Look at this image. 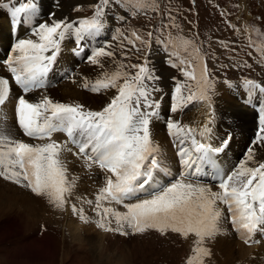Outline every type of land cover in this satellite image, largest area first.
Segmentation results:
<instances>
[{
  "label": "snow or ice",
  "instance_id": "obj_1",
  "mask_svg": "<svg viewBox=\"0 0 264 264\" xmlns=\"http://www.w3.org/2000/svg\"><path fill=\"white\" fill-rule=\"evenodd\" d=\"M90 7L92 15L77 19H57L55 13H47L50 20L37 22L29 29L31 36L18 38L10 45V51L0 57L11 74V82L0 76V109L9 102L15 85L20 90L14 105L18 127L27 137L48 141L27 143L14 138L0 124V177L29 189L55 209L63 211L70 206L80 220L89 222L84 208L70 202L77 178L69 176L62 159L66 145L52 139L54 133L63 132L76 145L75 154L83 158L84 166L89 170L97 168L104 174L94 200H84L87 205H94L98 228L123 236L149 231L162 236L175 233L184 239L194 235L192 254L186 264H206V259L212 255L206 241L220 232L223 213L217 207L219 203L227 208L234 231L249 244L252 235L264 228V160L257 161L253 148L249 147L231 171L225 172L217 166L215 157L226 151L232 137L226 133L213 146L215 85L194 40L173 39L171 35L166 42L155 38L168 54L166 63L184 77V81L172 78L175 85L167 111H183L193 102H205L212 109L209 119L199 128L166 117L167 134L181 165L179 177L167 184L157 179L166 172L168 163L152 133V125L161 114V100L154 99L153 93L163 89L157 87L161 77L150 66V52L142 63L128 65L116 60L117 52L112 43L93 47L91 54L85 52L88 62L98 66L101 72L91 82L84 77L82 87L92 93L115 89V94L99 110L86 108L81 103L55 101L47 95L36 101L26 98L29 93L47 86L46 78L67 39L74 37L77 45L74 51H84L82 45L105 31L114 7L127 8L134 17L154 5L149 0H97ZM0 8L9 10L13 23L23 24L36 17L42 5L39 0H27L18 6L15 0L7 3L0 0ZM82 10L81 6L74 9ZM116 18L117 14H113L112 19ZM118 19L123 21L125 17L119 15ZM167 27H176L174 20ZM230 27L236 28L231 24ZM115 31L112 39H119L120 49L126 42L137 52L141 50L138 45L150 50L153 31L146 33L147 39L136 29H130L127 34L119 28ZM259 50L264 52V48ZM181 51L188 55L181 56ZM120 55L126 57L127 53L121 51ZM105 57L113 60L114 71L105 70L101 59ZM126 67L135 69V73L125 71ZM243 85L249 97L257 90L264 93V86L256 81L244 80ZM185 88L189 90L187 95ZM2 119L7 120L6 114ZM257 141L264 143V104L260 129L253 144ZM205 165L214 169L212 180L216 182L217 191L199 180ZM140 194L146 198H141ZM130 200L135 202H126ZM113 203L122 204L126 210L116 211L111 207Z\"/></svg>",
  "mask_w": 264,
  "mask_h": 264
},
{
  "label": "rangeland",
  "instance_id": "obj_2",
  "mask_svg": "<svg viewBox=\"0 0 264 264\" xmlns=\"http://www.w3.org/2000/svg\"><path fill=\"white\" fill-rule=\"evenodd\" d=\"M171 1L173 0H149L151 4H156V7L158 8L159 22L161 20L162 14L166 13L172 5ZM220 1H223L225 4H221ZM96 2L97 0H85L84 4H82L83 6L80 5L83 8L82 11L72 12L74 14L80 13L79 15L83 17H85V15L90 16L93 13V9L90 7V5ZM194 2L196 6L192 0H176V5H188L189 7L184 8L183 10L190 16L196 14L197 8L200 9L199 16L201 19L200 21L202 22L201 25L205 27L206 39L210 38L211 36H216V33L218 32L230 38L235 36L234 31H231L225 24L224 18L220 15V10L222 13L225 12L224 14L228 13L229 18L226 20L227 23L234 21L235 23H238V25L242 24L247 26L248 24L253 23L256 25H262L264 27V0H194ZM60 4L61 2L58 3L57 6L59 7ZM218 4H220V6L224 5L225 7L217 6ZM176 12L177 14L184 13L182 10ZM152 16L153 20L156 19L155 9H153ZM109 19L114 24L115 20L113 21L110 17ZM113 24L110 23V26H113ZM185 25L189 29L185 38L190 39L192 35V25L190 23H185ZM110 29H113V35H116L115 29L112 27ZM184 29L185 26L183 30ZM248 29L249 26L245 31H243V33L244 37L249 39L254 34H252ZM149 31H153L154 34H158L159 29L157 24L154 25V27H151ZM109 35L110 32L108 33V36ZM112 43H116L118 45L116 40H113ZM118 48L119 47H117L116 50L117 56H119ZM121 51L127 53L126 57L123 55L118 57L121 58L119 61L125 65L139 60V57L135 55V53L127 44H125L123 49H120V52ZM223 55L226 56V53ZM253 64L255 66L254 68L250 67L248 69H237L234 71V75L237 77L239 74H243L248 78H258L261 80L264 79V62L260 61ZM235 68L236 66L233 69ZM124 70L128 72L131 71V74L135 73V69L126 67ZM162 71L169 73L171 69L162 66ZM165 76L166 78L159 83L170 84L169 76ZM196 106V108L187 109L183 113L182 120H188L190 115L194 114V112L200 108V105L197 104ZM178 117L179 114L176 115L177 120ZM158 120L160 119H157L156 121ZM220 130H222L221 127ZM237 143L238 142L235 141L233 145ZM243 146H245V144H243ZM69 151L70 150H66L63 153L67 152L66 154L68 156L74 154L73 151H71V154ZM75 157L76 159L74 160V163L78 164L82 162L81 158L76 154ZM77 158H79V160H77ZM173 162L174 161H170L168 167H170ZM82 171V175L84 174L90 178L89 173L91 170L83 169ZM92 171L97 174V181H91V184L89 183V185V179L87 177V189L82 187L75 188V190H79L78 202L80 201L81 204L83 203V198L86 197L85 199H88L87 195L95 192L100 186H102L103 173L97 168H93ZM90 187L92 189H90ZM22 196L23 195L17 198L16 206L18 207V211H27L29 215H26V217L19 215V213L15 215H0V264H183L185 256L191 248L190 245H193V242L196 239L194 235L190 236L188 239H180L178 241L185 242L181 245L170 239L172 234H168L166 237H163L155 233L149 234L151 231L145 233L144 238L142 237L135 239L134 237H128L127 239L123 235L114 234L113 232L104 235V230L95 226L92 229H88L89 232L86 236H84L85 238L83 241H78L74 240L70 233V230L66 224L67 219L65 217L66 215L64 210L54 211L59 213L60 216L57 217L55 215L56 213H53V211H48L49 209H52L51 207L53 206L49 205V203L43 198L37 197L35 194H33L32 196H29L27 203H23L24 199ZM218 206L220 207L221 204L218 203L217 207ZM77 207L79 206L77 205ZM44 210H46V213ZM117 211L123 212L122 207H120ZM40 213L42 215L41 219H39ZM61 214L64 216L62 217ZM85 214L89 217V222L95 223L96 225V222L92 221L93 212H85ZM43 221H45L47 224L48 230H46L42 235L39 234V226L40 222ZM221 221L223 224H226L224 216H222ZM225 231H232L235 233L231 224H227ZM84 233L86 234V232ZM84 233L82 232L83 235H85ZM44 237L46 240H43ZM47 239H49L52 246L47 243ZM169 239L171 241H169ZM88 241H90V245L88 244ZM236 241L238 244H240L239 240L236 239ZM91 242H93L95 245L97 244L96 248L91 244ZM213 242L217 243V240H214ZM150 244H153V246L146 247V245ZM209 244L210 243H207V245ZM130 246L133 247V252L129 251ZM121 249L129 253L124 252L123 254H120Z\"/></svg>",
  "mask_w": 264,
  "mask_h": 264
},
{
  "label": "bare ground",
  "instance_id": "obj_3",
  "mask_svg": "<svg viewBox=\"0 0 264 264\" xmlns=\"http://www.w3.org/2000/svg\"><path fill=\"white\" fill-rule=\"evenodd\" d=\"M84 2L85 0H62L59 7L56 6L55 8V18L60 19V18L68 17L69 19H75V18L83 17L81 15L73 14L72 10L76 8L77 6L84 4ZM2 14H4V12ZM2 14L0 13V19H1L0 35L6 36L9 39L8 22L5 16H3ZM110 23L113 24V22L109 19L108 25L105 30L110 32V35H113L114 32L112 31L113 29H110L112 27L110 26ZM108 32H105V33L108 34ZM72 45L73 43L71 42V38L67 39L64 42V44L62 45V50H61V60L63 62L69 61L70 63L76 65L77 70H78L77 73L74 76L68 77L66 81L61 82L57 87L40 92V94L36 96V99L38 100L42 95H47L55 101H60L63 103H81L86 108H90L92 110H99L104 104L108 102L110 97L115 94V89H111V90H108L107 92H102V93H92V92L84 91L82 89L83 78L87 77L90 82L94 81L96 77L100 74L101 69L96 65H92L90 62H88V60L84 63L75 61L72 58V54H71ZM113 47L115 48V50H117L116 43L113 44ZM150 57H151L150 66L151 67L156 66L158 59L156 58V56H150ZM101 59H102V62L104 63L105 70L110 71L112 68V65L114 64L113 60L111 58H106V57L101 58ZM218 92L219 93L217 94V98H216L217 102L214 105L215 113L217 115L220 113L222 117L225 119L230 118V117L234 118L237 123L236 125L241 129L239 132L233 133L234 139L236 141L244 142V144L247 145L248 143L246 142H249L248 139L251 136V132H252L251 129L252 128L255 129L256 127L254 112H252L250 109L245 107L243 104H240L237 101L236 94L233 91L226 88L225 85L221 84L219 86ZM167 99H169L168 96L166 97V100ZM164 104H169V102L164 101ZM165 107L166 109H168V106H165ZM211 111L212 109L207 107L206 103H202L200 104V108L197 111H195L194 114H191L188 120H184V122L186 121L188 123L189 122L193 123L194 125L191 124L192 126L199 128L209 119V117L207 116V113H210ZM162 112H164V110L161 107V114H164ZM161 114L159 115V118L163 117V115ZM169 114L172 119L174 120L176 119V113H169ZM220 123L221 122L219 120V124ZM165 130L166 129H164V121L161 119L158 121L155 120V122L152 125L153 138L157 144L161 145L160 148H161V152L163 156L166 157L167 159H170V161H174L175 157L172 156L173 153L170 150L171 145L169 148V142L167 140V136L166 134H164ZM247 135H249V137H247ZM38 141H39L38 143H42L43 141H45V143L47 142V140H38ZM233 147H235V145H233ZM253 147H254L253 150H254L255 159L257 161L264 160V143L259 142ZM69 152L71 154V151ZM66 153H62L63 155L61 154L62 159L65 161L66 166L74 167V165H76V163H74V160L76 159L75 152L74 154L72 153L73 155L71 156H68ZM77 160H79V158H77ZM83 169L82 168L78 169L81 175H82ZM93 173L94 172L91 170V172L89 173L90 178L85 175L83 176V180L81 178L76 179L75 181L76 187H82V188L87 189L88 184L91 182L90 181L91 179L95 180L94 182H96L97 174L96 173L93 174ZM87 177L89 179L88 184H86ZM90 189L92 188L90 187ZM212 189L213 191H217V189L214 187H212ZM21 195H23L22 196V198L24 199L23 203H27L29 196H32L33 194L32 192L24 188H21L19 186H16L14 184L7 183V182L4 183L0 181V215L1 216L2 215H15L18 213L19 215H22L23 217H26V215H29L27 211H18V207L16 206V200ZM85 198H83V200H85ZM44 200L47 201L46 199ZM113 205L116 206L115 208L116 211L120 207H122L123 210H126L122 204L113 203ZM51 208L53 209V207ZM48 211H51V209H49ZM54 211H58V209L54 208ZM44 212L46 213V210H44ZM44 212L43 214L45 215ZM64 212L66 215L65 217L67 219L66 224L74 240L83 241V239L85 238L84 236H86L89 232L88 229H92L93 227L96 226L95 223H91V222L86 223L80 220L78 215L76 216L75 214L71 212L70 206L66 207ZM41 218H42V215L40 213L39 219ZM227 224H228L227 222L226 224H223V222L221 221L220 222V232L214 238L206 241V245L207 243H210L209 245H207V247H209L212 250L214 257H215L214 260H216V262H218L219 264H264V243H261V245L254 246V245H246L240 241V244H238V242L236 241V234L233 233L232 231H225V227L227 226ZM82 232L83 233L86 232V234L84 233L85 235H83ZM104 233H105L104 235H106V234H110L111 232L104 231ZM170 234H172L170 238L171 240L181 245L185 243L183 241H178L180 239L184 240L183 237L174 235L175 233H170ZM190 236H193V235H190ZM124 237L127 239L128 237H134L135 239L142 238V237L144 238V234L129 235V236H124ZM44 239L46 240L45 237L43 238V240ZM170 239L169 241H171ZM214 240H217V243H214L213 242ZM47 243L51 245V242L49 241V239H47ZM89 243L90 241H88V244ZM91 244L96 248L97 244L95 245L93 242H91ZM149 246L152 247L153 244L146 245V247H149ZM129 248H130L129 251L133 252V247L130 246ZM124 252L129 253L121 249L120 254H123Z\"/></svg>",
  "mask_w": 264,
  "mask_h": 264
}]
</instances>
